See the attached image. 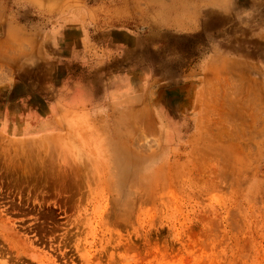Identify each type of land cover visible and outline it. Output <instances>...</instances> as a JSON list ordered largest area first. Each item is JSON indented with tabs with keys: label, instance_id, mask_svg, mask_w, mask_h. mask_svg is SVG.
<instances>
[{
	"label": "rangeland",
	"instance_id": "rangeland-1",
	"mask_svg": "<svg viewBox=\"0 0 264 264\" xmlns=\"http://www.w3.org/2000/svg\"><path fill=\"white\" fill-rule=\"evenodd\" d=\"M264 0H0V264H264Z\"/></svg>",
	"mask_w": 264,
	"mask_h": 264
},
{
	"label": "crops",
	"instance_id": "crops-1",
	"mask_svg": "<svg viewBox=\"0 0 264 264\" xmlns=\"http://www.w3.org/2000/svg\"><path fill=\"white\" fill-rule=\"evenodd\" d=\"M257 34L264 38V26H262L257 30Z\"/></svg>",
	"mask_w": 264,
	"mask_h": 264
}]
</instances>
